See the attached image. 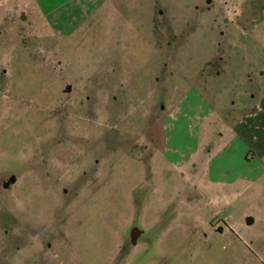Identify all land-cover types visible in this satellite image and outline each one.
<instances>
[{
  "label": "rangeland",
  "instance_id": "374dc122",
  "mask_svg": "<svg viewBox=\"0 0 264 264\" xmlns=\"http://www.w3.org/2000/svg\"><path fill=\"white\" fill-rule=\"evenodd\" d=\"M107 4L5 49L0 264H261L264 200L245 204L253 224L233 220L244 204L200 184L189 104L207 51L259 37L243 16L264 29L263 0Z\"/></svg>",
  "mask_w": 264,
  "mask_h": 264
},
{
  "label": "crops",
  "instance_id": "0c3cea01",
  "mask_svg": "<svg viewBox=\"0 0 264 264\" xmlns=\"http://www.w3.org/2000/svg\"><path fill=\"white\" fill-rule=\"evenodd\" d=\"M101 2L110 0H0V79L8 55L6 47L12 46L15 51L31 42L37 44L44 32L57 31L61 18L77 11L90 13L88 7ZM243 18L248 31L256 32L259 27V37L235 36L221 41L226 50L207 51L211 82L205 93L196 90L189 104L194 106L189 109V122L200 128L191 137L203 140L190 149L195 168L203 171L200 184H204L205 175L211 178L220 202L232 198L244 204L233 220L253 224V212L245 204H253L256 197L264 200L259 193L264 190V29L258 22L253 24L256 17L244 14ZM213 123H221L223 129H216ZM182 163L175 166L181 168ZM236 225L233 223L227 231L242 235V225ZM258 261L264 264V257Z\"/></svg>",
  "mask_w": 264,
  "mask_h": 264
}]
</instances>
